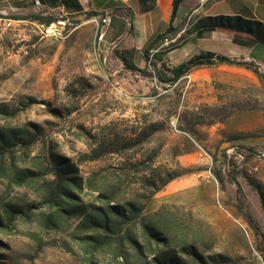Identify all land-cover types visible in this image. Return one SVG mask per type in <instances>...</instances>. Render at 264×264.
Masks as SVG:
<instances>
[{
  "label": "rangeland",
  "instance_id": "374dc122",
  "mask_svg": "<svg viewBox=\"0 0 264 264\" xmlns=\"http://www.w3.org/2000/svg\"><path fill=\"white\" fill-rule=\"evenodd\" d=\"M3 18L10 15H0V128L34 130L35 125L40 131L23 163L15 152L16 164L44 167V154L51 151L75 163L84 177L99 173L98 180L105 174L121 181L122 193L131 198L142 191L132 163L146 158L147 171L174 178L152 196L144 216L163 208L173 224L170 231L185 235L206 264H264L257 249L260 238L236 209L239 185L244 209L264 233L259 194L244 177L264 189V79L232 66L192 70L173 85H163L152 66L146 64L151 75L131 72L112 49L103 52L96 41L97 23L77 19L68 37L53 40L41 38L31 24L6 29ZM134 61L145 67L140 58ZM165 61L172 65L168 56ZM136 119L157 123L138 154L130 150L123 159L109 154L100 161L83 160L99 126L119 122L120 130L130 129ZM214 171L223 175L225 190ZM41 183L16 187L0 174V204L21 210L0 233V264H83L86 246L78 219L62 221L57 229L44 227L42 218L50 210L39 204ZM94 197L83 193L87 201ZM167 246L184 253L173 242ZM96 259L98 264H131L109 248Z\"/></svg>",
  "mask_w": 264,
  "mask_h": 264
},
{
  "label": "trees",
  "instance_id": "16d2710c",
  "mask_svg": "<svg viewBox=\"0 0 264 264\" xmlns=\"http://www.w3.org/2000/svg\"><path fill=\"white\" fill-rule=\"evenodd\" d=\"M180 2L181 0H173L171 20ZM138 3L143 12L155 8V0H138ZM125 15L131 18L133 12L127 10ZM10 18L44 19L36 14L10 15ZM201 29L210 31L221 29L243 33L255 42L264 45V24L256 19L239 15L205 16L196 20L190 28L192 31ZM175 31L176 28L170 24L163 33L148 41L142 50V60L145 64L143 68L138 67L134 61L135 49H113V54L124 68L131 72L151 75L146 67L152 66L157 82L169 86L194 69L218 64L241 66L252 71L258 78L264 79V72L259 70L255 63L209 51H200L177 65H168L165 61L166 56L170 50L177 47L173 43L158 48L150 56V51L157 48L167 35ZM235 37L233 40L237 42ZM135 121L136 126L130 129L120 130L119 122L99 126L100 132L91 135L92 143L89 145L88 153L81 155L83 160L100 161L109 154H116L123 159L124 154L130 150H135L138 154V148L147 143L150 135L157 130V123L148 122L146 119ZM108 129L110 131L105 132ZM39 135L40 131L35 125L34 130L27 127L0 128V174L8 176L16 187L31 184L39 179L44 180V183L40 185L38 201L41 207H46L50 211L45 212L42 218L43 225L48 229H57L62 221L78 219V233H80L82 243L86 246L83 264H98L96 257L106 248L113 251L115 258L119 257L123 262H131V264H195L196 261L206 264L202 255L187 243L185 235L173 234L170 231L173 224L164 216L163 208L151 217L143 215L152 196L171 181L173 176L156 175L152 169L147 171L145 164L148 159L136 158L132 165L140 174L142 191H137L135 197L129 198L122 193L121 181H114L105 174L100 175L101 178L98 180L97 174L99 173L84 177L79 174V168L75 163L70 162L68 158H60L51 151L44 154L47 163L44 167L40 162L36 163L37 168L16 164L15 152H19L18 158L23 163L25 157L29 156L31 146L40 138ZM119 164L121 168H127L126 161H120ZM147 166L150 168V165ZM47 175L51 178L45 179ZM214 177L220 189L225 190V179L221 172L214 171ZM244 177L257 190L264 210L262 185L255 183L247 174ZM84 192L95 194L94 200H85ZM237 192L239 202L236 205L237 212L244 218L254 234L260 238L257 249L264 261V233L253 216L244 209L243 194L239 185ZM0 207V233H3L9 228L10 222L17 217V214L21 213V210L11 203L2 202ZM133 227L137 231H132ZM172 242L180 246V251L184 253H176L167 246Z\"/></svg>",
  "mask_w": 264,
  "mask_h": 264
},
{
  "label": "crops",
  "instance_id": "0c3cea01",
  "mask_svg": "<svg viewBox=\"0 0 264 264\" xmlns=\"http://www.w3.org/2000/svg\"><path fill=\"white\" fill-rule=\"evenodd\" d=\"M0 0V15L36 14L51 19L56 13L74 15L81 23L98 22L100 15L109 11L112 22L105 32L103 41H97L103 52L113 49H135L134 58L142 60V50L151 39L163 33L171 24L175 33L167 35L160 45L152 49L177 45L167 54L172 65H177L200 51H209L255 63L264 72V45L250 36L231 30H188L196 20L205 16L239 15L252 18L264 24V0H181L173 20V0H155V8L143 12L138 0ZM131 10L133 15H125ZM237 38L234 42L233 38ZM177 41V42H176ZM176 42V43H174ZM140 65V63H139ZM230 69L232 65L218 64L203 66L201 69Z\"/></svg>",
  "mask_w": 264,
  "mask_h": 264
},
{
  "label": "built area",
  "instance_id": "2783aa9c",
  "mask_svg": "<svg viewBox=\"0 0 264 264\" xmlns=\"http://www.w3.org/2000/svg\"><path fill=\"white\" fill-rule=\"evenodd\" d=\"M35 5H39L37 0L34 1ZM78 18L74 15L67 13H56L51 19H36L29 20L26 19V24H31L34 26L37 34L41 38L62 40L69 36V34L75 29L76 20ZM101 29H103V36L100 37V43L103 41L105 32L112 22V15L109 11H106L100 15ZM3 27L6 29L13 28L16 26V19L3 18ZM154 50L150 51V56ZM23 54H27L26 49H22Z\"/></svg>",
  "mask_w": 264,
  "mask_h": 264
},
{
  "label": "bare ground",
  "instance_id": "6f19581e",
  "mask_svg": "<svg viewBox=\"0 0 264 264\" xmlns=\"http://www.w3.org/2000/svg\"><path fill=\"white\" fill-rule=\"evenodd\" d=\"M203 1V0H200ZM26 24V19H16V26L19 25H24ZM103 36V29H101V20L99 18L98 22H97V26H96V40L100 41V37Z\"/></svg>",
  "mask_w": 264,
  "mask_h": 264
}]
</instances>
